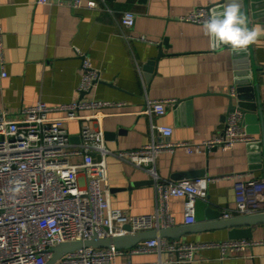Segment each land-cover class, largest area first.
Wrapping results in <instances>:
<instances>
[{"label": "crops", "instance_id": "0c3cea01", "mask_svg": "<svg viewBox=\"0 0 264 264\" xmlns=\"http://www.w3.org/2000/svg\"><path fill=\"white\" fill-rule=\"evenodd\" d=\"M257 17L250 10L251 26H264V0H258ZM225 4V3H224ZM222 0H83L80 7L41 3L37 0H0V21L4 31L6 69L0 76V109L12 116L26 106L42 100L50 106L79 99L124 101L122 106L104 108L106 145L113 149L139 147L151 139L150 119L137 113L147 96L153 99L176 98L162 115L154 117L158 124L173 127L171 139L186 140L191 150L179 147L161 153L156 168L164 178L180 179L204 174L225 175L251 172L264 183V145L260 121L242 124L253 142L240 141L233 147L208 148L203 141L214 137L226 124L231 97L237 102L238 71L249 67L247 53L237 55L227 46L213 47L204 34L203 24L180 17L198 6H210L212 15L221 13ZM241 9L246 15L245 6ZM136 15L135 25L125 29L123 11ZM126 32L134 36L126 37ZM146 35L153 42L138 39ZM264 40V36L261 37ZM87 53L100 71V81L90 91H82V57ZM264 109V47L253 45ZM246 59V60H245ZM248 61V62H247ZM251 64V63H250ZM232 95V96H231ZM54 110L52 116L62 115ZM64 126L79 142L81 121L70 119ZM199 147L197 149L196 147ZM100 158L99 153L95 154ZM110 198L114 207L131 214L156 210V189L151 175L142 167L113 154L106 156ZM190 173V176H185ZM81 181L85 175L80 174ZM237 179L221 178L211 182L205 201L221 212L237 206ZM264 210V188L260 195ZM171 226L186 227L185 198L172 196ZM234 216V215H233ZM194 223V222H193ZM230 228H211L188 232L181 241H223L233 239ZM264 235V224L253 227V236ZM171 239V238H169ZM175 240V239H173ZM254 254V255H253ZM164 252L163 257L168 258ZM134 261H157L156 252L133 254ZM126 255L120 256L125 261ZM190 264H264V243L244 250L220 247L198 249Z\"/></svg>", "mask_w": 264, "mask_h": 264}, {"label": "built area", "instance_id": "2783aa9c", "mask_svg": "<svg viewBox=\"0 0 264 264\" xmlns=\"http://www.w3.org/2000/svg\"><path fill=\"white\" fill-rule=\"evenodd\" d=\"M41 3L66 4L80 7L83 0H37ZM212 16L210 6H198L180 18L204 23ZM136 15L123 11L121 23L125 29L135 25ZM134 35L126 32L127 38ZM138 39L153 42L146 35ZM82 57V80L79 88L90 91L100 81V71L90 56L79 48ZM4 31L0 21V76L6 69ZM176 98L153 99L147 96L144 107L137 113L150 119L151 139L128 149L113 150L106 145L103 127L104 108L122 106L124 101L109 99H79L59 106L39 100L12 116L8 109H0V264H46L52 247L67 240L87 239L125 233H136L155 227L171 226L170 198H185V216L195 222L196 202L206 198L211 182L221 178L237 179V206L223 210L224 217L261 211V191L264 183L252 173L236 172L225 175L204 174L196 177L171 179L162 177L157 168L158 156L165 151L182 147L191 150L186 140L170 137L173 127L158 124L154 117L167 111ZM54 110H62L52 116ZM245 112L240 107L230 110L222 131L203 143L208 147H233L237 142H253L256 136L243 126ZM81 121L79 142L74 143L64 121ZM199 149V147H196ZM99 153L100 158L95 154ZM113 154L142 167L151 175L156 189V210L131 214L114 207L108 183L106 156ZM85 179L81 181L80 174ZM128 225V226H127ZM264 243L261 238H233L223 241H181L166 237L141 240L131 248L83 246L62 255L56 264H167L191 261L198 249L220 247L244 250ZM156 252L157 261H134L133 254ZM168 252V258H164ZM126 255L125 261L119 257ZM254 255V254H253Z\"/></svg>", "mask_w": 264, "mask_h": 264}, {"label": "water", "instance_id": "95a60500", "mask_svg": "<svg viewBox=\"0 0 264 264\" xmlns=\"http://www.w3.org/2000/svg\"><path fill=\"white\" fill-rule=\"evenodd\" d=\"M222 9L226 7L229 0H222ZM240 4L245 6L246 16L249 17V27H251L250 10L253 11L252 16L257 17L260 6L258 0H240ZM237 55L247 53V60L251 61L249 67L253 70V81L251 80V70L244 67L239 69L238 79L236 81L237 102L234 103L232 97L230 101L229 111L235 107H240L246 114L249 121H260L262 128V142L264 145V109L259 87L258 70L259 65L256 63L253 46L247 50L235 52ZM246 60V59H245ZM247 61V62H248ZM232 96V95H231ZM185 176H190V173H185ZM221 212L214 209L210 204L202 198L196 202L195 222L187 224L186 227L162 226L152 229L141 230L136 233H125L113 236L99 237L93 235L87 239H74L63 241L52 247L53 254L46 264H56L59 258L65 253L78 249L83 246L94 247H111L131 248L141 240L151 237H166L179 240L188 232L203 231L211 228H230L229 236L231 238H249L253 236V227L258 224H264V210L238 214L231 217H220ZM128 226V225H127ZM167 264H190L189 262Z\"/></svg>", "mask_w": 264, "mask_h": 264}, {"label": "clouds", "instance_id": "9594fccd", "mask_svg": "<svg viewBox=\"0 0 264 264\" xmlns=\"http://www.w3.org/2000/svg\"><path fill=\"white\" fill-rule=\"evenodd\" d=\"M249 17L241 9L240 0H229L221 13L210 16L203 24L204 34L213 47L227 46L233 52L250 46L264 47V26L249 27Z\"/></svg>", "mask_w": 264, "mask_h": 264}]
</instances>
